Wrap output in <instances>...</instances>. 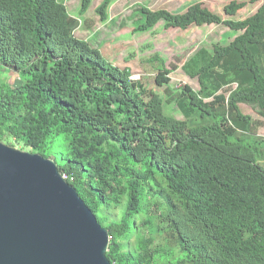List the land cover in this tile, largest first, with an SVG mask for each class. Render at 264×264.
<instances>
[{
	"label": "trees",
	"instance_id": "obj_1",
	"mask_svg": "<svg viewBox=\"0 0 264 264\" xmlns=\"http://www.w3.org/2000/svg\"><path fill=\"white\" fill-rule=\"evenodd\" d=\"M91 1L80 0L78 14ZM112 1L95 7L99 20ZM243 6L231 1L223 10ZM131 17L135 31L164 20L166 28L222 24L235 32L181 66L197 90H175L168 74L176 66L155 57L154 82L166 85V101L183 118L74 37L65 0H0V141L73 177L66 181L111 236V264H264V139L255 136L263 122L238 105L264 117V0L241 20L199 2L174 14L136 3ZM8 71L19 84L5 81Z\"/></svg>",
	"mask_w": 264,
	"mask_h": 264
},
{
	"label": "water",
	"instance_id": "obj_2",
	"mask_svg": "<svg viewBox=\"0 0 264 264\" xmlns=\"http://www.w3.org/2000/svg\"><path fill=\"white\" fill-rule=\"evenodd\" d=\"M108 244L54 160L0 141V264H111Z\"/></svg>",
	"mask_w": 264,
	"mask_h": 264
},
{
	"label": "rangeland",
	"instance_id": "obj_3",
	"mask_svg": "<svg viewBox=\"0 0 264 264\" xmlns=\"http://www.w3.org/2000/svg\"><path fill=\"white\" fill-rule=\"evenodd\" d=\"M231 1L243 2L244 6L234 15H227L223 8ZM99 2L100 0H92L87 12L79 16V0H65L68 12L79 17L80 25L75 28L74 36L98 47L106 59L119 68L127 69L132 79H140L148 89L156 91L164 101V112L181 119L183 115L175 103L166 101L168 97L164 92L166 85L158 86L154 82L157 65H160L155 57L162 58L161 67L163 65L170 69L173 65L176 66L175 70L168 74L169 85L175 90L180 89L184 84L197 90V80L186 75L181 66L199 47L203 45L210 47L213 43H227L233 39L235 32L229 31V28L222 24L192 25L186 29L166 28L164 20H159L146 30L135 31L133 24L135 17H131L134 4L145 5L151 10L164 8L174 14L184 11L194 2H199L222 19L241 20L253 14L262 0H114L108 8L110 19L105 23H102L94 12ZM87 21L94 22L90 29H88ZM93 32H95L94 35ZM4 77L5 81L12 85L20 83L17 74L13 71H8ZM231 86L236 87L235 83ZM228 88L229 86H225L223 90L226 92ZM238 105L243 114L263 122L257 127L255 136L264 139V117L261 116L259 109L247 103ZM58 162L62 164L64 160L59 158ZM262 164L264 165V161ZM108 215L112 219L118 218L116 212H110Z\"/></svg>",
	"mask_w": 264,
	"mask_h": 264
},
{
	"label": "crops",
	"instance_id": "obj_4",
	"mask_svg": "<svg viewBox=\"0 0 264 264\" xmlns=\"http://www.w3.org/2000/svg\"><path fill=\"white\" fill-rule=\"evenodd\" d=\"M79 1H80V0H79ZM100 1H101V0H100ZM113 2H114V0L112 1V3H113ZM91 3H92V1H91ZM112 3H111V4H112ZM98 4H99V3H98ZM111 4H110V5H111ZM90 5H91V4H90ZM110 5H109V7H110ZM134 5H135V4H134ZM109 7H108V8H109ZM89 8H90V6H89ZM89 8H88V9H89ZM88 9H87V10H88ZM86 12H87V11H86ZM86 12H85V13H86ZM94 12H95V8H94ZM85 13H84V14H85ZM107 13H108V10H107ZM69 14H70V13H69ZM84 14H83V15H84ZM95 14H96V13H95ZM70 15L73 16L72 14H70ZM83 15H80V14H79V16H83ZM96 15H97V14H96ZM73 17L76 18V20H77V24H76L75 28H78V26L80 25L79 17H75V16H73ZM98 19H99V17H98ZM109 19H110V17H109V14H108V19H107L106 21H108ZM111 20H112V19H111ZM100 21H101V20H100ZM106 21H101V22H102V23H105ZM93 24H94V22H92V21H87L88 29H90V28L93 26ZM75 28H74L73 31H72V34H73V35H74V30H75ZM92 34L94 35L95 32H93ZM77 38H78V37H77ZM80 39H81V38H80ZM84 41H86V40H84ZM87 42H88V41H87ZM88 43H89V42H88ZM92 46H93V45H92ZM94 47H95V46H94Z\"/></svg>",
	"mask_w": 264,
	"mask_h": 264
},
{
	"label": "built area",
	"instance_id": "obj_5",
	"mask_svg": "<svg viewBox=\"0 0 264 264\" xmlns=\"http://www.w3.org/2000/svg\"><path fill=\"white\" fill-rule=\"evenodd\" d=\"M61 174V176L63 177V179H68V180H70V181H72L73 180V177L72 176H70V175H68V174H66V173H60ZM111 238V236L110 235H108V239H110Z\"/></svg>",
	"mask_w": 264,
	"mask_h": 264
},
{
	"label": "clouds",
	"instance_id": "obj_6",
	"mask_svg": "<svg viewBox=\"0 0 264 264\" xmlns=\"http://www.w3.org/2000/svg\"><path fill=\"white\" fill-rule=\"evenodd\" d=\"M259 6H260V5H259ZM259 6H258V7H259ZM256 10H257V9H256ZM73 36H74V35H73ZM74 37H76V36H74ZM76 38H77V37H76ZM130 78H131V77H130ZM131 79H132V78H131ZM133 80H135V79H133Z\"/></svg>",
	"mask_w": 264,
	"mask_h": 264
}]
</instances>
